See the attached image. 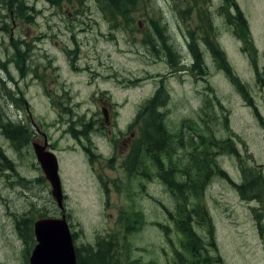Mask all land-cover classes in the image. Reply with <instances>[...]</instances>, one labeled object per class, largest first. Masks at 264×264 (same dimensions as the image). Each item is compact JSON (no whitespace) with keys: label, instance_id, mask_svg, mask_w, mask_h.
I'll return each instance as SVG.
<instances>
[{"label":"rangeland","instance_id":"374dc122","mask_svg":"<svg viewBox=\"0 0 264 264\" xmlns=\"http://www.w3.org/2000/svg\"><path fill=\"white\" fill-rule=\"evenodd\" d=\"M24 1L33 10L0 0V149L11 160L10 168L0 164V264H28L34 240L25 241L21 232L32 224L15 229L16 218L30 223L60 214L31 138L57 157L81 256L110 235L111 253H103L116 264H171L180 243L169 217L174 192L156 174H131L124 166L136 140L145 141L154 129L164 126L167 139L179 129L185 133L193 120L212 139L235 145L239 156L216 157L231 180L242 182L243 166L258 171L264 184V0H235L250 44L236 35L223 0H133L132 22L116 25L102 17L96 0L82 6L77 0ZM208 20L233 80L207 47ZM164 91L162 121L148 111L134 122L145 100ZM8 122L12 138L4 129ZM186 153L175 147L170 155L181 163ZM243 195L219 174L204 189L213 241L224 264H264V200L248 202ZM193 227L211 241L208 228Z\"/></svg>","mask_w":264,"mask_h":264},{"label":"trees","instance_id":"16d2710c","mask_svg":"<svg viewBox=\"0 0 264 264\" xmlns=\"http://www.w3.org/2000/svg\"><path fill=\"white\" fill-rule=\"evenodd\" d=\"M199 1L205 2L206 0ZM77 2L82 6L83 0H77ZM132 2L133 0H96L95 5L99 11H102H100L102 17L111 24L116 25L120 21L122 23L130 24V22H132V18L130 17L129 12L131 11V6H133L131 5ZM226 4H228V6L231 8L234 7V13L236 16L232 17V15L227 10ZM11 5L15 6V9L22 7L24 10V8L27 7L29 11L33 10L32 6L25 5L24 0H12ZM222 8L226 9L225 14L229 17L230 23L236 26L234 28L238 38L242 42L250 44L251 39L248 30V24L247 21L243 19L241 12L236 5V1L223 0ZM207 26L208 28H206V32L210 33L211 35L210 39H208L209 41L207 43V47L222 61L221 67L228 72L230 79H235L236 76L233 75L229 70V63L226 59L224 51L221 47H219L217 40L210 31L215 30L212 22L210 21L209 23L208 20ZM170 46L173 47V44H170ZM201 65H203V63L200 59H198V68L202 69ZM167 97L166 91H164V94L161 96H159V94L157 95L156 92V94L147 98L144 102V105L140 107L137 115L135 116L134 122L140 120L143 114H146L148 111L154 114V117L158 123L161 122V116L164 115V112L161 110L165 105ZM186 125H188V128L185 133L179 132V129L176 133L173 132L171 135H169L167 139H164L167 133L164 126L161 132L159 131L160 129H154L152 132H150L149 137H147L145 141L141 138H138L135 144L137 150L130 156V160L124 162V166L126 170L128 168V172L131 174H145L147 177H152L156 174V176L161 178V180L166 183L169 189L174 192L176 206L174 205L173 212H169V217L170 221L173 222L174 228L181 235V239L178 246H174L173 248L174 259L171 264H224L222 256L219 253L215 242L213 241V226L211 217L202 200L204 189H206L212 177L216 174H219L226 178L240 193V195H243V191L249 192L250 188L253 189L254 194L248 197L243 195V199L246 197L245 200L248 201L247 199L255 197L262 203L264 200V184H262V186L260 184L261 182L263 183V181L258 171H256L254 174L252 173L253 171L250 172L248 168L243 166L240 167L243 175L242 182L231 180L224 170L220 168L216 157L217 155L224 153L239 156L233 142L228 140L221 143L212 139L211 136L204 134L200 129L194 126L193 120L187 122ZM11 128V122L4 124L5 132L9 137L12 138L13 136L11 135V132H9V130H12ZM16 131L18 132V130ZM175 147H180L187 150L185 161L178 163L179 160H173L171 158L170 153ZM185 157H183V159H185ZM165 158L167 159V162H165ZM145 160H148L157 167L156 173L148 171L149 168H151V165H146ZM129 163L132 167L129 166ZM0 164L7 168L11 167L10 160L5 157L1 149ZM136 167H138V173H133V170L136 171ZM250 180L251 182L255 181L257 185H252ZM194 222L208 228L211 241L207 242L197 234L193 227ZM23 223L24 226H19V229L22 227L26 229L27 226L25 222ZM158 225L165 232H167L169 229V226L166 224ZM263 226L264 223H260V227L263 228ZM24 233L27 234V237L32 238V231H27V233L24 231ZM74 236L75 233L73 234V237ZM101 236L104 237L103 235ZM109 238L110 235L108 236V239L102 238L99 240L97 243V248H95L93 252H91L92 250L90 249L91 251H88L87 256L84 257L81 256L79 250L76 248L77 264H116L117 259L115 256L106 260L104 255V253H106V256L108 253H111L112 247L109 242ZM103 248H105V251H103ZM128 264H139V262L132 259Z\"/></svg>","mask_w":264,"mask_h":264},{"label":"water","instance_id":"95a60500","mask_svg":"<svg viewBox=\"0 0 264 264\" xmlns=\"http://www.w3.org/2000/svg\"><path fill=\"white\" fill-rule=\"evenodd\" d=\"M36 158L45 178L48 180L52 197L63 208L62 185L58 172L56 155L34 144ZM37 243L29 255V264H76L75 247L69 226L63 214L60 218L44 217L34 223Z\"/></svg>","mask_w":264,"mask_h":264},{"label":"flooded vegetation","instance_id":"af4514ba","mask_svg":"<svg viewBox=\"0 0 264 264\" xmlns=\"http://www.w3.org/2000/svg\"><path fill=\"white\" fill-rule=\"evenodd\" d=\"M28 134H30V132L29 131H27V135ZM31 135V134H30ZM34 144H37L38 145V143L37 142H35V141H33V138H31L30 140H29V145H30V147H31V153L34 151V147H33V145ZM5 155V154H4ZM5 157H7L6 155H5ZM7 159L8 160H10V158H8L7 157ZM11 161V160H10ZM40 217H42V216H40ZM39 217H37L36 219H38ZM35 219V220H36ZM34 220V221H35ZM31 222L29 223L27 220H24L23 222H25V224H26V226H28L29 224H32V238H33V223H34V221L33 220H30ZM23 222H20V220L18 219V218H16V220H15V223H13L14 224V227H15V229H19V226L21 227V223H23ZM27 228V227H26ZM20 229H22V228H20ZM26 233H27V231H26ZM21 235L24 237V240L25 241H27V238H29L30 240H31V238L30 237H27L26 235L27 234H25L24 233V231L23 232H21ZM23 240V239H22ZM27 262H28V260H27ZM29 264V263H28Z\"/></svg>","mask_w":264,"mask_h":264}]
</instances>
